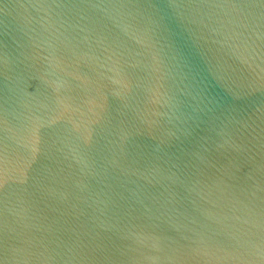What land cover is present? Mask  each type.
<instances>
[{
  "label": "water",
  "instance_id": "1",
  "mask_svg": "<svg viewBox=\"0 0 264 264\" xmlns=\"http://www.w3.org/2000/svg\"><path fill=\"white\" fill-rule=\"evenodd\" d=\"M0 264H264V0H0Z\"/></svg>",
  "mask_w": 264,
  "mask_h": 264
}]
</instances>
